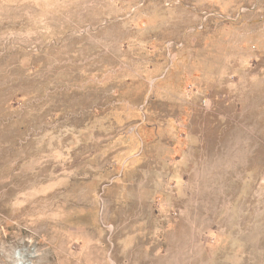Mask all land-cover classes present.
I'll return each instance as SVG.
<instances>
[{
  "label": "rangeland",
  "instance_id": "rangeland-1",
  "mask_svg": "<svg viewBox=\"0 0 264 264\" xmlns=\"http://www.w3.org/2000/svg\"><path fill=\"white\" fill-rule=\"evenodd\" d=\"M0 264H264V0H0Z\"/></svg>",
  "mask_w": 264,
  "mask_h": 264
}]
</instances>
